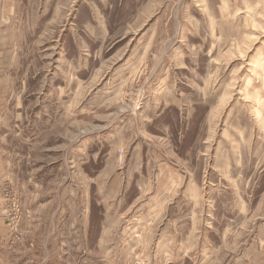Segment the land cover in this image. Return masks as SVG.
Instances as JSON below:
<instances>
[{"label":"rangeland","instance_id":"rangeland-1","mask_svg":"<svg viewBox=\"0 0 264 264\" xmlns=\"http://www.w3.org/2000/svg\"><path fill=\"white\" fill-rule=\"evenodd\" d=\"M264 0H0V264H264Z\"/></svg>","mask_w":264,"mask_h":264},{"label":"crops","instance_id":"crops-1","mask_svg":"<svg viewBox=\"0 0 264 264\" xmlns=\"http://www.w3.org/2000/svg\"><path fill=\"white\" fill-rule=\"evenodd\" d=\"M262 229H264V226L262 227Z\"/></svg>","mask_w":264,"mask_h":264}]
</instances>
